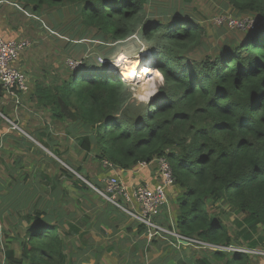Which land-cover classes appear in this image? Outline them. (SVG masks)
Instances as JSON below:
<instances>
[{"label":"trees","instance_id":"1","mask_svg":"<svg viewBox=\"0 0 264 264\" xmlns=\"http://www.w3.org/2000/svg\"><path fill=\"white\" fill-rule=\"evenodd\" d=\"M16 2L28 15H51L55 20L56 15L70 7L75 15L73 21H51L52 27L45 24L44 31L55 30L52 36L56 38L66 34L77 37L79 40L68 42L64 56L82 62L80 68H69L59 79L50 80L54 67L47 65L31 93L33 104H16L25 109L20 124L31 125V118L43 123L46 116L67 120L70 135L77 137L79 150L88 155L82 165L65 162L84 179L57 162L61 167L58 175L49 176L34 165V178L27 172V177L14 180L16 168L6 165L15 193L0 196V214L4 213L5 221L10 216L17 222L14 214L18 212L27 225L23 237L18 234L20 254L0 240V264H90L79 262L74 248H103L102 242L108 243L104 240L108 232H113V239L118 240L114 234L122 230L123 223L128 225L126 232L132 236L131 241L144 235L137 242L143 250L152 242L158 247L169 240L181 245L176 236L165 232L156 233L148 242L147 225L131 222L126 212L92 187L91 184L104 190L99 179L106 172L97 170V177L90 165L84 166L108 160L118 173H130L141 163L149 165L161 155L170 160L176 182L169 192L172 202L167 211L157 216L158 222L214 246L263 245L264 0H226L234 17L250 16L255 24L243 38L223 42L212 54L207 52L205 25L183 7L174 6L167 11L159 8L162 16L157 17L150 0H23L24 5ZM34 21L40 24V20ZM71 25H75L74 33H69ZM136 37L143 41L163 77L154 82V90L146 100L135 95L132 84L112 70L110 62L100 64L88 50L92 39L114 47L126 40L137 45ZM151 71L154 72L152 66ZM6 92L0 86V98L6 97ZM62 102L74 111L75 120L63 111ZM7 110L2 108L3 114L12 118L11 109ZM15 131L0 132V155L4 144L15 139L19 145L27 146L26 153L34 147L27 138H17ZM40 143L51 150L47 143ZM65 181L76 187L72 196ZM68 202L72 209L64 212ZM58 210H64L63 215ZM23 222L19 220L18 224L23 226ZM65 223L68 229L63 228ZM134 226L137 233L133 232ZM93 227L104 235L98 242L87 237ZM113 239L109 238V243L115 242ZM192 249L190 264H258L256 260L264 258L234 250L197 248L196 244ZM161 260L158 257L154 263Z\"/></svg>","mask_w":264,"mask_h":264},{"label":"rangeland","instance_id":"2","mask_svg":"<svg viewBox=\"0 0 264 264\" xmlns=\"http://www.w3.org/2000/svg\"><path fill=\"white\" fill-rule=\"evenodd\" d=\"M18 1H20L24 5L23 0H18ZM149 4H151V6H153L152 8L155 9V13L158 14L157 17L162 16L158 12L159 8L167 11L168 9H172L174 6L177 9H182L183 7L184 10L193 14V17L195 19L199 20L202 24L205 25L206 43L208 45V49L207 48L205 49H207V52L209 54L214 53L216 50L219 49L220 45L223 42H227L231 40L233 37L234 39L238 37L243 38L248 28L250 27V25L255 24L253 17H250V16L240 17V19H249L248 25L244 28L239 27V26H231L227 22H222L220 24V21L223 19V15L232 16V18H234L233 17L234 14L232 13L233 10H231L232 7L226 6V0H150ZM150 15L152 16L153 13L151 12ZM4 16H5V22L9 21V24H8L9 29L13 31H17L18 34L20 33L19 35H23V37L21 38H26L32 42L31 46L22 53V57L26 58L25 63L27 65L25 68L27 70L29 83H32V85L35 86V83L37 82V80L42 77L43 69L46 68L47 65L54 67V70L51 71L52 74L48 78L49 80L52 79V77L53 78L56 77L59 79L63 74L67 73V71L69 70V66L67 64L68 58L64 56V54H67V51H66L67 45L70 44L72 41L79 40V39L77 37L76 39H74L70 37L68 34L66 35L62 34L63 36L59 35L61 38L53 37L52 33H54L55 30L50 29L52 33H45L44 25L46 24L51 28L53 25V24H50L52 23L51 21H55V22H62V20H65L67 22L73 21L75 15L73 14L70 7L65 8L63 14L61 13V14H58V16L56 15V20H55V18L51 15H48V16L47 15H37L36 16L33 13H30V15H28L26 14V11L18 10L15 6H12V4H4ZM168 16L169 15H167V17ZM169 18L171 17L169 16L168 19ZM34 20H40V24L38 23V21H34ZM74 26L75 25H71L69 27L70 29L69 33H74ZM4 27H5V24H4ZM136 38L138 42L137 45L134 43L130 44L131 42L129 40H126L125 42H122V44H119L114 47H112V44L110 43H108L107 45H102L100 44L102 41H99L96 39H92V40L89 39L91 40L92 43H91L90 49L88 50L91 53V56L94 58H97V61H99L100 64H102V62L103 63H107V62L114 63V65H112L114 67H110V68L114 70L115 72L119 74L121 73V75L125 76L126 78L124 77L123 78L126 81H129V80L131 81L132 79L128 78L125 75L126 74L125 68L128 64V61L136 57V58H141L144 62V60L147 58V56L146 57L141 56L142 54L145 53V51L142 49L144 48L143 41L139 39L138 37ZM99 46H103V47L100 48ZM131 50H134L135 54H130ZM102 53H108V54H102ZM202 55H205V54L202 53ZM149 58L151 59L152 57H149ZM133 60H131L130 62L133 63L132 62ZM152 60L155 61L153 58ZM143 66L144 67L147 66V72H143V73H146L147 75H149V73H152L151 65L143 63ZM52 67H51V70H52ZM117 69H121V71L118 72ZM157 80L158 81L163 80V77L161 76V74H159L158 76L153 75L144 81L138 80L136 82H130V81L129 82L132 84V89L134 90L136 95L139 98L146 100L150 97V94L154 90L153 89L154 82ZM25 95L27 94L22 95L23 97L22 99L20 98L21 104L24 103L25 101V97H26ZM31 102L32 101L25 103V104L29 106V104H32ZM2 108H4L6 111H8L7 109H11L10 112L12 113L13 117L9 119L13 121L14 123L16 122L17 125L23 128L31 136L30 137L24 134L23 132L16 130L15 131L16 137L17 138L25 137L27 138L26 139L27 141L33 142L35 144L33 147V151H30L26 155V157L31 160L35 156L36 159H39L41 161L40 168L44 170H49L53 162H58V159L56 158V156L61 157V155L59 154L57 150L52 149L50 151L43 144L35 140L36 138L41 139V136H39V134H34L32 132L34 129L40 127V125L37 123V118H31V125L23 124L21 126L22 121H23V112L21 111L23 107L16 106L14 99H12L11 97H8V96L2 97L0 98V132H2V134L4 133L5 129L8 131L14 130L10 127V122H8L4 118L5 115L3 114ZM2 117L4 119H2ZM20 121H21V124H20ZM39 123L41 125L45 124L42 122H39ZM42 127L43 126H41V128ZM61 136L62 135L58 134L56 137H59L61 139ZM10 142L11 143L4 144L5 150H3L2 154L0 155V196H3L4 193L6 192L15 193L14 185L8 184V183H12L13 180L9 177L8 175L9 173L6 171L4 167V163L7 164L8 166L11 165V168L13 169L16 168V172H17L18 164H24L26 166L31 164V163H28L26 158L21 159L20 162L18 163L17 161L19 160L18 154L23 149L19 147V144L17 143L16 139L13 142L12 141ZM61 145L63 146L64 149H67L66 155L68 153H71L72 154L71 159L75 161L77 158L78 152L73 151L71 143L62 142ZM36 149L40 150V152L45 153V154L40 153ZM48 156L51 157V159ZM63 160L69 163V160H66V159H63ZM35 163H38V162H35ZM149 165L151 168L156 169V166H157L156 162L152 161ZM32 170L33 168L30 169L29 172H31ZM18 175H21L19 176L20 178L25 174L22 175L20 172H18ZM14 180H17V174ZM143 183L144 182H136L135 185H140ZM65 185L68 187V190L70 192L69 195L72 196L76 189L75 185L68 181H65ZM3 186L5 189L3 188ZM23 193L24 192L22 191L21 195H23ZM104 200H105V203L108 205V207H110L106 199ZM74 201L75 199L71 198V202L74 203ZM170 201L172 202V200H170L169 198V203ZM31 205H33L34 207H37L36 202H32ZM127 205L131 207V204H127ZM217 205L218 204H215L214 206H217ZM70 209H72V207L70 203L68 202L67 207L65 208V211L62 210V212H60L59 211L60 209H59L58 213L60 215H63V211L67 212ZM6 213L7 211L5 212V214ZM15 214H14V217L18 221L19 220L24 221L23 226L18 224V221L13 222L12 221L13 219L10 216H7L8 218L5 221L4 213L3 215L0 214V233H1L0 240L5 245V247L11 246L12 248L16 249L18 254H20L21 248L19 245L18 234L21 237H23L26 231L27 222L23 219L22 214L19 215L18 212H15ZM130 220L131 222L137 223L131 217H130ZM122 225L123 226H122L121 235L116 236V237L118 239L120 237L122 238V240L119 242L124 241L125 242L124 247L121 246V243H118V246L115 247L116 248L115 250H105V251L100 248L95 249V247L93 246L89 248H84V249L76 247L74 249H76V252H77V260L83 263L93 264L97 262L98 264H105L103 260V256H105V261L107 262V264H132V261L134 259L133 257H129L128 252L132 250L131 248L132 246L135 245V243H131L133 245L130 244V242L132 241L130 240L131 238L130 236H128V233L126 232L128 225H126L125 223H123ZM67 227H68V223H65V226H63V228L68 229ZM63 231L64 230L61 229L62 235L64 234ZM75 236L76 235H71V238H74ZM112 236L113 235L108 234L104 240H106L109 243V238H110V241L113 239ZM87 237L90 238V240H94L95 242H98L100 241L99 240L100 238L104 237V235L100 232V229L98 227H93V229L91 228L89 230ZM189 246L193 247V245L191 244H189ZM112 252H115V253H112ZM185 252L190 253L191 249L188 246H186ZM155 253L156 251L152 252V254H155ZM175 253H176V250L170 252L168 256V259L170 261L168 264H172L173 260H171V258L175 255ZM142 254L143 252H139V253H136L135 255L142 256ZM0 255H1V252H0ZM149 255H150V252L147 254H144L145 258L144 257L142 258L148 259L147 256ZM2 261H3L2 257H0V262L2 263Z\"/></svg>","mask_w":264,"mask_h":264},{"label":"built area","instance_id":"3","mask_svg":"<svg viewBox=\"0 0 264 264\" xmlns=\"http://www.w3.org/2000/svg\"><path fill=\"white\" fill-rule=\"evenodd\" d=\"M3 3L12 4L18 10H23L20 3L16 2V0H0V4ZM248 21L249 19H238L237 17L232 18V16L223 15V19L220 21V24L222 22H227L231 26H239L244 28L248 25ZM31 44L32 42L26 38L7 39L0 35V86L4 87L7 91V94L16 100V104H19L20 98H23L22 95L28 93L30 90L28 76L24 69L19 65V62L20 59L23 58L22 53L27 50ZM144 48L142 49L145 51L144 54H148V59H145L143 63L150 65L148 62V60H150L151 66L154 68V72L149 73V75L138 72V74L134 75V78L131 81L129 80L130 82H136L138 80L144 81L153 75L158 76L157 73L159 72L157 70L156 61L152 60V55ZM149 57L152 58L150 59ZM131 60L128 61V64ZM67 63L70 69L76 70L81 66L82 62L80 60L68 59ZM111 65H114V63H111ZM124 78L126 77L124 76ZM4 118L10 122V127L12 129L19 130L20 132L30 136L23 128L17 125L16 122L14 123L6 116H4ZM166 152H169V148L166 149ZM155 162L157 164V172L160 176L159 181L155 185L148 182L140 185H135V183H126L118 175L115 165L108 160H104L103 165L105 167H109L115 173L102 179L104 183V190H100L93 184L91 185L94 190L104 196L116 207L126 212L137 223H143L147 225L150 238L158 232H165L176 236L179 242L184 245L196 244L197 248H202L205 246L224 250L246 252L253 256H264V241L263 245L259 248H248L244 246H214L208 242L200 241L195 238L179 234L176 231L169 230L160 222H158L157 216L162 211H165L169 206V189L175 184L176 176L167 155H161L157 157ZM141 165L146 166L148 164L145 162L141 163ZM75 173L79 175L77 172ZM80 177L83 178L82 176ZM127 204H131V207H129Z\"/></svg>","mask_w":264,"mask_h":264},{"label":"crops","instance_id":"4","mask_svg":"<svg viewBox=\"0 0 264 264\" xmlns=\"http://www.w3.org/2000/svg\"><path fill=\"white\" fill-rule=\"evenodd\" d=\"M4 4H8V3L0 4V35H2L3 37H5L7 39H14V38L23 37V35H19L20 33L18 34L17 31H13V30L9 29V27H8L9 21L5 22ZM12 6H14V5H12ZM4 24H5V27H4ZM25 59L26 58H24V57L21 58L20 62H19V65L24 69V71L27 72V70L25 68L26 65H27L25 63ZM33 89H34V86L32 85V83H30V90H29L30 92H29V94L25 95L26 97H25L24 103H28V102L32 101L31 93L33 92ZM5 94H7V92ZM7 96L10 97L9 95H6V97ZM31 103L33 104V101ZM29 106H30V104H29ZM21 112H23V118H24L25 109L23 108ZM44 122H46V123L44 125H41L39 123V121L37 120V123L40 125V127L34 129L32 132L34 134H39V136H41V139H37L35 137L36 138L35 140H37L38 142L43 141L44 143H47V145H49L51 147V150L52 149L53 150H57L59 152V154L61 155V157L60 156H56V158L58 159V162L60 164L63 165V162H65L63 159H66V160H69V163H71L74 166H78L79 164L82 165L83 159H85L88 154L79 150L77 137L75 135H70V134H72L70 132V128H71L70 123L67 120H63V121L62 120H57L55 118L48 117V116H46L44 118ZM41 126H43V127L41 128ZM6 132H7V130L5 129L4 133H6ZM58 134L62 135L61 139L59 137H56ZM7 136H9V135H7ZM62 142L71 143L73 151L78 152L77 153V158H76L75 161L71 159L72 158V154L71 153H68L66 155L67 149L63 148V146L61 145ZM19 147H21L23 150L20 151V153L18 154L19 155V158H18L19 160H17L18 163L23 158H26V160H27L28 158L26 157V155L30 151H33V147H31L29 152L26 153V150H24V149H27V146L25 144H20ZM28 160L30 161L28 163H31L28 166H26L24 164H18L17 172H16L17 180L23 179L24 177H27V175H26L27 172H29L30 169H32L34 165H36L39 170L43 171L44 173L48 174L49 176H55V175H58L59 173H61V169H60L61 167L59 166V164H57V162H53V164H52V166L50 167L49 170H44V169L40 168V164H41L40 162L41 161L39 159H36L35 156H34L33 159H31V160L28 159ZM35 162H38V163H35ZM6 165L7 164L4 163L5 169H6ZM88 165H90L91 169H94L93 172H94V174L97 177H99V171H97V170H103L104 172H106L104 175L100 176V179H99L100 181H102V179L107 177L108 175H112V174L115 173L114 171L111 172L109 167H105L103 164H100L98 161L94 162L93 164L90 163V162L84 164L85 167L88 166ZM9 166L11 167V165H9ZM67 166H69V165H67ZM21 170H23V171H21ZM18 172H20L22 175L23 174H25V175H23L22 177L19 178V176H21V175H18ZM35 173H37V171H35V170H32V172H29V174L33 175L32 178L35 177ZM118 175L128 184H133V183H136V182H144V183L148 182L150 184L155 185L160 179V176H159V174L157 172V166H156V169H154V168H151L150 165H146V166H142L141 165V167H139L138 169H135L134 171H131L130 173L124 172V173H118ZM41 181H44V179L41 178ZM8 184H12V183H8ZM64 185H65V182H64ZM170 190H171V188L169 189V192H170ZM166 211H167V209H166ZM133 230H134L133 232L137 233L136 232L137 231V226H134ZM121 232H122V230L119 233H115L116 235L114 234V236H120ZM108 234L109 235H113V232H108ZM129 236H130V238L132 237L131 235H129ZM145 236H146L148 242H151L150 241L151 238L149 237V233L148 232L145 233ZM140 237L143 238L144 235L143 236L139 235L138 237H136L134 242L133 241L130 242V244L131 243H135V245L132 246V248H131L132 250H130L128 252V255H129L130 252H135L132 255H129V257H133V259H134L132 261V264H138V263H141V262H143L144 264H155L154 262L156 261V259L158 257H162V260L160 261L159 264H163L165 261H167V264H168L169 261H170L168 259V256H169L170 252L174 251V250H176V253L171 258V260H173L172 264H190L189 259H191V257H192L191 255H192V251H193L191 246L184 245V244L175 245L173 243L174 242L173 240H171V241L169 240V242L164 243L163 245H161V247H158L155 243L152 242L150 244H147L149 246H147L146 249L143 250V249H141L139 247V245L137 243L138 240L140 239ZM114 241L116 243L115 242L106 243L105 241L102 242L103 243L102 245H103L104 249L103 248H100V249H102L104 251L105 250H115L116 249L115 247L118 246V243H121L122 247H124V245H125V244H123L124 241L119 242V241H121V239L114 240ZM171 244L173 246H175V248L172 247ZM131 245H133V244H131ZM186 246H188L191 249L190 253H186L185 252V247ZM153 251H156V253L152 254ZM139 252H143L142 256L135 255L136 253H139ZM149 252H150V255L147 256L148 259H144L145 258L144 254H147ZM109 253H111V252H109ZM112 253H115V252H112ZM142 257H144V258H142ZM103 260H104L105 264H107V262L105 261V256H103ZM256 262L258 264H264V258H259L258 260H256Z\"/></svg>","mask_w":264,"mask_h":264},{"label":"bare ground","instance_id":"5","mask_svg":"<svg viewBox=\"0 0 264 264\" xmlns=\"http://www.w3.org/2000/svg\"><path fill=\"white\" fill-rule=\"evenodd\" d=\"M137 59H139V60H141V62L140 61H135V60H137ZM133 63H131V62H129V64L130 65H128V67L126 66V68H125V71H126V76L128 77V78H134V75H133V73H136V74H138V72L136 71L137 70V66L138 65H141L142 63H143V60L141 59V58H134V60L132 61ZM135 62V63H134ZM139 72H147V68L146 67H141L140 68V70H139Z\"/></svg>","mask_w":264,"mask_h":264},{"label":"water","instance_id":"6","mask_svg":"<svg viewBox=\"0 0 264 264\" xmlns=\"http://www.w3.org/2000/svg\"><path fill=\"white\" fill-rule=\"evenodd\" d=\"M62 104V109H63V111L66 113V115L68 116V117H70L71 119H73V120H75L77 117H76V115H75V113H74V111L73 110H71L70 108H69V106L68 105H66L65 103H61ZM63 164H65V163H63ZM66 165V164H65ZM67 166V165H66ZM69 169H71L73 172H76L75 170H73L71 167H69V166H67Z\"/></svg>","mask_w":264,"mask_h":264},{"label":"snow or ice","instance_id":"7","mask_svg":"<svg viewBox=\"0 0 264 264\" xmlns=\"http://www.w3.org/2000/svg\"><path fill=\"white\" fill-rule=\"evenodd\" d=\"M146 59H148V58H146ZM148 62H149V64L151 65V61L148 60ZM141 67H143V63H142L141 65H138V66H137V70H136V71L139 72V70H140ZM133 75H136V73H133ZM157 75H159V74L157 73Z\"/></svg>","mask_w":264,"mask_h":264},{"label":"clouds","instance_id":"8","mask_svg":"<svg viewBox=\"0 0 264 264\" xmlns=\"http://www.w3.org/2000/svg\"><path fill=\"white\" fill-rule=\"evenodd\" d=\"M123 76V75H122ZM124 77V76H123Z\"/></svg>","mask_w":264,"mask_h":264}]
</instances>
